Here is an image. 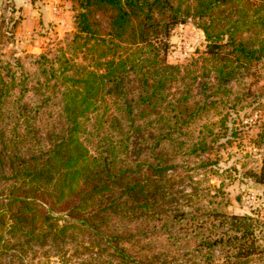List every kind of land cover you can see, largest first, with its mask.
Masks as SVG:
<instances>
[{
    "label": "trees",
    "instance_id": "16d2710c",
    "mask_svg": "<svg viewBox=\"0 0 264 264\" xmlns=\"http://www.w3.org/2000/svg\"><path fill=\"white\" fill-rule=\"evenodd\" d=\"M73 1L64 43L0 56V259L80 235L99 264H264V219L209 183L231 83L264 57V0ZM188 20L205 49L171 63ZM250 175L264 184V157Z\"/></svg>",
    "mask_w": 264,
    "mask_h": 264
},
{
    "label": "rangeland",
    "instance_id": "374dc122",
    "mask_svg": "<svg viewBox=\"0 0 264 264\" xmlns=\"http://www.w3.org/2000/svg\"><path fill=\"white\" fill-rule=\"evenodd\" d=\"M36 1L40 0H0V56L3 60L10 61L16 57L54 50L74 31L73 0H46V4L56 6L57 11L49 8L52 20L49 22L46 19L45 24L37 27L39 30L31 24L21 25L19 20L27 18V13H30L29 10L22 9L23 5ZM18 6L20 9L14 14ZM61 11L65 13L62 14ZM62 15L65 24L62 25L61 32L58 34L48 31V35H45L43 29L55 26L53 19ZM67 21H70L69 26ZM44 35L46 39L43 38ZM169 43L167 60L171 63H184L195 57L198 51H203L206 41L202 30L193 20H188L172 30ZM229 94V98H226L228 102L222 107L228 126L222 129L223 134L217 140V143H221L217 145L220 148V167L223 170L220 171V177H210L209 183L215 186L211 193L219 190L213 200L227 214H248L264 219V184L258 183L250 175L251 172L261 171L264 157V57L251 65L240 79L231 83ZM217 115L219 114L215 110H211L206 118L207 122L213 123ZM232 127L238 130L234 137L229 132ZM215 153L210 155L211 159L217 158ZM190 173L195 175L194 179L201 180L200 188L207 187L205 179L209 174L206 175L201 169ZM74 238L79 245L28 250L23 256L1 258L0 264H99L100 259L95 257L92 260L91 254L85 250L87 246L81 242L83 237L75 235ZM104 259L106 263L109 261L107 256ZM255 264L258 263L255 261Z\"/></svg>",
    "mask_w": 264,
    "mask_h": 264
},
{
    "label": "crops",
    "instance_id": "0c3cea01",
    "mask_svg": "<svg viewBox=\"0 0 264 264\" xmlns=\"http://www.w3.org/2000/svg\"><path fill=\"white\" fill-rule=\"evenodd\" d=\"M46 0H40L39 2L36 1L34 3L29 2V4L27 3L26 5H23V10H29L30 13H27V18H23L19 20V23L21 22V25H32L34 26V28H37L40 26H42L43 24H45L46 22H44L46 19L51 22L52 18L49 14V8L52 10L53 7L50 4H46L45 2ZM50 0H48L47 2H49ZM9 8V7H8ZM20 9V6H18L17 8H15V11L13 12L14 14H16V12H18ZM62 14H64L65 12L61 11ZM31 14V15H30ZM45 18V19H44ZM27 20V22H26ZM28 23V24H27ZM53 23H56V25H52L50 28L47 26L46 30L43 29V32L45 31V35H48V31L49 33L54 32V33H60V29L63 28L62 25L65 24V20L64 17L62 15V17L58 18V19H53ZM52 23V24H53ZM70 21H67V26H69ZM39 28H37V30H39ZM44 35L43 38H47Z\"/></svg>",
    "mask_w": 264,
    "mask_h": 264
},
{
    "label": "built area",
    "instance_id": "2783aa9c",
    "mask_svg": "<svg viewBox=\"0 0 264 264\" xmlns=\"http://www.w3.org/2000/svg\"><path fill=\"white\" fill-rule=\"evenodd\" d=\"M53 10H54V11H57V7H56V6H55V7H53Z\"/></svg>",
    "mask_w": 264,
    "mask_h": 264
}]
</instances>
